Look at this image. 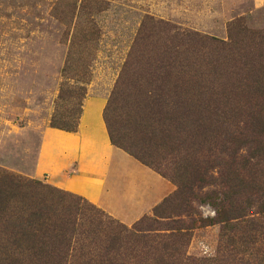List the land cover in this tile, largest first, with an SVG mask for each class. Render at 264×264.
I'll use <instances>...</instances> for the list:
<instances>
[{
  "label": "rangeland",
  "instance_id": "1",
  "mask_svg": "<svg viewBox=\"0 0 264 264\" xmlns=\"http://www.w3.org/2000/svg\"><path fill=\"white\" fill-rule=\"evenodd\" d=\"M157 21H162L164 43L169 44V24L238 44L249 49L254 60L264 58V0H0V170L24 180L7 204L22 208L26 217L42 200L45 209L40 208L51 221L61 219L74 230L67 255L39 262L264 264V213L253 215V231L240 224L226 230L224 239L220 225L201 224L215 213L198 199L209 200L211 191L221 190L220 185H209L219 176L218 169H209L207 154L220 132L215 133L213 123L199 122L200 98L178 94L184 63L179 66L181 58L162 51L163 42L160 47L149 28ZM76 85L84 86L83 99L70 97ZM90 96L105 99V115L115 135L172 184L164 199L176 191L175 180H201L207 186L192 188V198L186 192L173 198L157 218L153 208L125 224L51 184L45 175H35L43 132L52 122L76 125L81 105ZM147 112L154 115L152 121ZM205 127L209 129L201 134ZM250 212H256L255 207ZM15 216L0 221V253L6 247L3 254L10 259L0 264L35 261L9 248L5 232L14 231L13 236L15 226L18 230ZM136 223L154 230L155 237L131 235ZM171 234L176 237H168ZM179 234L187 235V244L177 241L172 247ZM228 237L231 242L226 243ZM42 240L43 245L56 243Z\"/></svg>",
  "mask_w": 264,
  "mask_h": 264
},
{
  "label": "trees",
  "instance_id": "2",
  "mask_svg": "<svg viewBox=\"0 0 264 264\" xmlns=\"http://www.w3.org/2000/svg\"><path fill=\"white\" fill-rule=\"evenodd\" d=\"M149 22L155 21L149 20ZM157 22L150 24L149 28L151 27L154 31L153 36L158 38V44L161 47L159 42H163L160 35L162 21ZM143 24L144 22L141 23V28ZM168 26L166 39L169 44L163 42L162 51H170V54L174 53V58H181L183 61L179 62V66L184 63L181 65L179 77L181 84L177 88L180 91L178 94L200 98L202 104L199 110V122L203 120L209 125L213 123L215 133L218 135L220 132L217 140L213 141L207 149V154L210 159L209 169H218L217 175L219 176L217 182L211 179L209 185H220L221 190L211 191L209 200L198 199L213 206L215 213L212 219L200 220L201 224L220 225L221 239H224L226 230L236 228L240 224H247L244 226L253 231L257 227L255 226L256 218L253 215L264 213V58L254 60V54L238 44L225 43L180 26L169 24ZM159 46L156 45L154 49H159ZM155 51L158 52V50ZM259 57L261 54L257 55V58ZM159 89L161 93L164 92L163 87L160 86ZM71 90V98H84V86L76 85ZM149 111L152 112L151 109ZM105 114L106 109L103 112V119L111 143L151 168L138 153L125 146L122 136L115 135L111 121ZM145 116L150 121L154 117L149 112ZM77 126L78 122L74 126L59 125L56 122L51 124V128L67 132H75ZM209 127L201 128V134ZM23 182V179L8 176L0 170V221L16 215L15 221L20 223V225L17 224L19 225L18 230L15 226L13 236L14 231L9 235L5 232L10 243L9 248L16 250L20 255L34 257L35 261L29 264H66L61 261L49 263L38 260L67 255L69 241L74 235V230L67 227L61 219L51 221L47 213L41 210L43 208H40L41 205L44 206L42 200L26 217L22 214V208L19 207V210H16L17 208L7 204L12 194L23 186ZM199 182L175 180L173 183L177 186L176 191L171 197L164 199L154 207V217L162 215L159 213L160 208H165L173 198L175 201L184 192L190 194L192 198L194 196L192 188L201 189L207 186L205 182L204 184H201V180ZM188 201L184 205H187ZM254 207L256 212H250ZM11 212H14L13 215L10 214ZM139 224L136 223L131 227L129 230L131 235L144 239L155 237L151 235L154 230H144ZM240 228L241 226L239 230ZM179 235L181 236L179 239L171 241L172 247L177 245V241L181 242L180 246L187 244V235ZM173 236L176 237L172 234L168 237L174 238ZM42 239L56 243L43 245L45 242ZM228 241L231 242L229 237L225 242ZM5 251H7L6 247L0 253V256L4 255L0 260H10L8 255L3 254ZM240 260L238 258L236 261L240 263ZM94 264L116 263L100 259ZM157 264L173 263L160 262Z\"/></svg>",
  "mask_w": 264,
  "mask_h": 264
},
{
  "label": "crops",
  "instance_id": "3",
  "mask_svg": "<svg viewBox=\"0 0 264 264\" xmlns=\"http://www.w3.org/2000/svg\"><path fill=\"white\" fill-rule=\"evenodd\" d=\"M105 103L103 97L85 98L75 132L47 128L34 173L132 224L167 197L173 186L111 143L103 119Z\"/></svg>",
  "mask_w": 264,
  "mask_h": 264
}]
</instances>
